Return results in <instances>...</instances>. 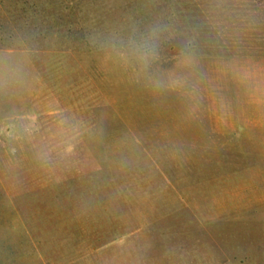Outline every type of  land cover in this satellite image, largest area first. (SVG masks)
<instances>
[{
  "label": "rangeland",
  "instance_id": "obj_1",
  "mask_svg": "<svg viewBox=\"0 0 264 264\" xmlns=\"http://www.w3.org/2000/svg\"><path fill=\"white\" fill-rule=\"evenodd\" d=\"M264 0H0V264H259Z\"/></svg>",
  "mask_w": 264,
  "mask_h": 264
},
{
  "label": "crops",
  "instance_id": "obj_2",
  "mask_svg": "<svg viewBox=\"0 0 264 264\" xmlns=\"http://www.w3.org/2000/svg\"><path fill=\"white\" fill-rule=\"evenodd\" d=\"M257 264V263H256ZM259 264H264V259L262 260V261H260V263Z\"/></svg>",
  "mask_w": 264,
  "mask_h": 264
}]
</instances>
